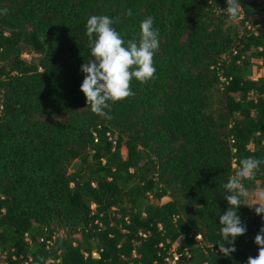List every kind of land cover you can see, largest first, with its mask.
Wrapping results in <instances>:
<instances>
[{
  "label": "trees",
  "instance_id": "1",
  "mask_svg": "<svg viewBox=\"0 0 264 264\" xmlns=\"http://www.w3.org/2000/svg\"><path fill=\"white\" fill-rule=\"evenodd\" d=\"M0 0V264H247L264 216L219 251L224 185L264 160V0ZM131 15H127L128 11ZM148 16L155 78L92 113L86 22ZM32 56L35 63L27 62ZM123 151V153H122ZM246 187H264V164Z\"/></svg>",
  "mask_w": 264,
  "mask_h": 264
},
{
  "label": "clouds",
  "instance_id": "2",
  "mask_svg": "<svg viewBox=\"0 0 264 264\" xmlns=\"http://www.w3.org/2000/svg\"><path fill=\"white\" fill-rule=\"evenodd\" d=\"M224 9L230 21H237L243 10L240 0H226ZM7 8L0 9V15H6ZM127 15H131L129 10ZM115 20L106 15H92L86 22V35L89 40L90 56L81 65L80 71L84 79L80 91L84 94L86 105L90 106L92 113L105 119L112 117L105 110H110V103L124 101L135 95L131 89L133 80L141 84L155 78L156 68L154 56L159 50V30L154 28V18L148 16L139 24V38L127 41L113 27ZM264 160L247 157L238 160L234 175L224 185L227 193L224 199L229 205L224 214L220 215L221 239L218 242L219 251L223 256L235 252L232 245L238 236L246 233V226L241 222L237 209L241 205L255 207L257 215L264 216V187L257 186L252 193L254 202L243 204L242 198H247L250 193L246 181H253L257 169ZM255 243L259 247L258 255L248 257L247 264H264V228L256 235Z\"/></svg>",
  "mask_w": 264,
  "mask_h": 264
},
{
  "label": "rangeland",
  "instance_id": "3",
  "mask_svg": "<svg viewBox=\"0 0 264 264\" xmlns=\"http://www.w3.org/2000/svg\"><path fill=\"white\" fill-rule=\"evenodd\" d=\"M25 60L27 61V62H32V63H35L36 62V59L34 58V57H32V56H25ZM122 153H123V151H122ZM255 191V190H254ZM254 191H250L249 193H250V195L247 197V198H242V203L243 204H251V203H253L254 202V199H253V196H252V193L254 192ZM259 205H253L252 207H258Z\"/></svg>",
  "mask_w": 264,
  "mask_h": 264
}]
</instances>
